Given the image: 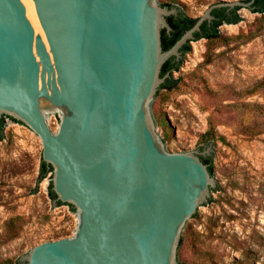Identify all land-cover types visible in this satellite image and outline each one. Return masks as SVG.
Segmentation results:
<instances>
[{"label": "water", "instance_id": "obj_1", "mask_svg": "<svg viewBox=\"0 0 264 264\" xmlns=\"http://www.w3.org/2000/svg\"><path fill=\"white\" fill-rule=\"evenodd\" d=\"M253 2L213 4L163 51L165 12L177 13L165 0H0V119L39 135L57 200L78 213L71 237L19 264H179L219 184L209 151H167L153 114L161 67L213 9Z\"/></svg>", "mask_w": 264, "mask_h": 264}, {"label": "rangeland", "instance_id": "obj_2", "mask_svg": "<svg viewBox=\"0 0 264 264\" xmlns=\"http://www.w3.org/2000/svg\"><path fill=\"white\" fill-rule=\"evenodd\" d=\"M232 1L165 0V9L199 18ZM237 12L241 21L220 25L218 37L190 41L175 86L162 89L153 111L167 151H209L219 184L187 228L179 264H264V13ZM41 157L39 135L5 116L0 264H19L34 246L62 232L71 237L78 225L77 210L50 198L49 176L38 180Z\"/></svg>", "mask_w": 264, "mask_h": 264}, {"label": "trees", "instance_id": "obj_3", "mask_svg": "<svg viewBox=\"0 0 264 264\" xmlns=\"http://www.w3.org/2000/svg\"><path fill=\"white\" fill-rule=\"evenodd\" d=\"M250 1V0H246ZM163 6H166L168 4H162ZM171 7H173L171 5ZM241 7H235L233 9H228L227 7L222 8H215L212 11V14L214 15V19L211 22L205 21L203 25L201 26V31L195 33V39L198 40L200 38H207V39H213L218 37L219 35V26L223 23H229V24H235L241 21V17L239 13L237 12ZM250 10L253 12L258 13H264V0H254L252 7H250ZM198 18H192L186 15L183 11L180 9L177 10L176 14H171L167 16V22L170 25L171 29L168 30L166 27L161 29V47L163 51H167L169 48H171L174 43L181 37V35L189 28H191ZM191 49L190 41L183 45L181 47L182 57L180 59H176V56H171L169 59H167L160 71V77L163 78L167 74L165 81L162 82L159 85L158 91L160 89L166 88V89H172L175 86V80L173 78V73L177 70H179L183 56ZM158 91L156 93V96L158 94ZM5 116L3 115L0 119V139L3 137V130L5 125ZM9 117V116H8ZM202 161L208 165V170L210 174L214 175V164H213V157H201ZM49 176V184H48V194L52 201L54 202L56 200L58 205H69L73 211L76 209L73 207V205L69 203H64L60 200H57V194L53 190V167L48 165L41 157L40 162V173L38 180L41 182L45 178ZM218 186L212 190H217ZM212 198L210 199V201ZM198 215V211L193 215V217H196ZM66 233L62 232L59 233L55 238L60 239L63 236H65ZM183 243V237L181 236L179 246ZM178 246V247H179Z\"/></svg>", "mask_w": 264, "mask_h": 264}, {"label": "flooded vegetation", "instance_id": "obj_4", "mask_svg": "<svg viewBox=\"0 0 264 264\" xmlns=\"http://www.w3.org/2000/svg\"><path fill=\"white\" fill-rule=\"evenodd\" d=\"M206 157H211V156H206Z\"/></svg>", "mask_w": 264, "mask_h": 264}]
</instances>
